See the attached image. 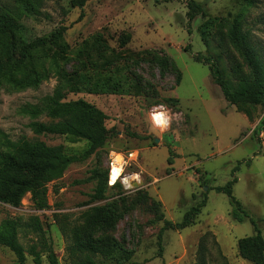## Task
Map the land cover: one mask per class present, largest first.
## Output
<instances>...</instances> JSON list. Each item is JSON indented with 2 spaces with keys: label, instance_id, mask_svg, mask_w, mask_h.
I'll return each instance as SVG.
<instances>
[{
  "label": "rangeland",
  "instance_id": "1",
  "mask_svg": "<svg viewBox=\"0 0 264 264\" xmlns=\"http://www.w3.org/2000/svg\"><path fill=\"white\" fill-rule=\"evenodd\" d=\"M19 1L0 0V13L16 12ZM37 1L39 13L18 20L23 38L43 37L66 25L61 46L56 48L61 70L92 78L120 75L125 87L122 94L65 90L64 100L83 99L107 115L109 138L85 160L71 163L61 177L46 182L40 195L26 193L18 207L0 202V223L6 218L17 222L24 263L33 264V248L42 264H49L52 248L57 264H71L67 246L74 234L83 231L82 213L116 200L125 211L123 217L111 228L90 231L95 239L113 236L132 250L131 258L122 264H195L205 232L204 264H252L238 255L236 243L255 234V228L264 234V108L228 103L208 66L194 55L215 62L224 77L235 83L233 65L240 63L249 71L229 37L233 23L239 21L247 35L246 47L264 69V0H195L205 15L191 21L186 17V0H88L82 8L72 7L70 0ZM208 18L212 25L203 37L199 27ZM119 36L128 38L124 46ZM54 50L51 46L46 51L47 58ZM166 57L181 72L178 84L177 74L160 62ZM56 84L50 74L37 87L8 90L0 86V131L14 141L41 140L62 145L68 154H80L88 146L86 140L35 135L28 126L30 117L21 112L23 105L39 102ZM155 107L165 111L167 122L158 113V124L164 125L152 122L150 112ZM37 120L49 121L44 114ZM154 138L159 141L155 143ZM131 151L138 158L124 169L138 177L128 186L117 181L121 186L107 188L102 198L94 199L98 180L94 171H108L110 154L120 164V156ZM235 166L232 194L248 214L241 222L231 217L228 196L215 190L232 178ZM203 192L207 202L194 224L165 230L160 246L157 235L162 220H157L150 202L134 203L145 195L161 203L165 219L179 222ZM95 259L100 264H117L101 255ZM0 264H18L3 245Z\"/></svg>",
  "mask_w": 264,
  "mask_h": 264
},
{
  "label": "trees",
  "instance_id": "2",
  "mask_svg": "<svg viewBox=\"0 0 264 264\" xmlns=\"http://www.w3.org/2000/svg\"><path fill=\"white\" fill-rule=\"evenodd\" d=\"M88 0H70L72 7L82 8ZM169 2L176 0H153ZM178 1V0H177ZM16 12L6 11L0 13V86L8 90H17L26 87H37L50 74L56 77L57 84L50 94L44 95L39 102L25 104L21 112L30 117L29 127L35 135L49 134L68 136L72 141L86 140L88 146L80 154H68L62 145H48L41 140H29L21 137L11 140L0 131V202L12 207H18L26 193L40 195L44 184L62 176L66 168L74 162L85 160L98 148H101L109 138V131L105 126L107 115L95 105L83 100H64V91H84L90 94H122L125 83L121 76L108 75L92 78L75 72H64L58 62L56 48L61 46V40L68 26L60 25L48 35L26 40L22 37L23 25L19 19L39 13L37 0H20ZM186 17L188 21L195 19L199 14L204 16L203 7L195 0H186ZM212 19L208 18L199 31L204 37ZM222 40V33L220 32ZM231 41L237 45L247 62L249 71L246 72L240 63L231 67L232 83L224 77L219 66L214 62L201 59L199 54L194 55L198 62L206 64L209 68L213 82L218 85L223 98L230 104L250 105L264 108V69L257 55L245 45L246 33H242L241 24L235 21L229 32ZM119 44L124 46L127 37L119 36ZM54 46L55 50L49 58L46 51ZM96 50L98 48L96 45ZM47 61L49 63L47 64ZM160 62L166 65L167 70L175 72L177 84L181 80V72L172 59L166 57ZM45 115L49 121H40L37 118ZM169 149V154L170 153ZM171 164V158L168 157ZM238 169L232 170V178L223 186L215 187L217 192L228 196L231 207L230 215L238 222L248 217L241 203L233 196L232 187L237 181L233 175ZM101 170V169H100ZM95 170L93 177L97 178L94 190V199H100L108 188L121 186L118 182L109 187L107 185L108 171ZM101 177V178H99ZM207 182L203 181V185ZM207 193L203 192L201 199L192 205L182 216L179 222H172L164 218L161 203L144 195L138 197L134 203L150 202L155 210L157 220H162L157 238L160 246L161 237L165 230H182L194 224L201 209L206 205ZM124 210L116 200L103 205L93 206L82 213L83 231L73 235L71 243L67 246V253L71 264H100L95 255L111 259L117 264L127 262L132 256V250L123 246L113 236L95 239L91 229L94 227L111 228L123 217ZM253 222V220H251ZM254 223V222H253ZM17 222L6 218L0 223V245L9 248L15 255L18 264H25L24 252L17 238ZM208 232L203 233L199 239L197 256L198 262L204 264L203 254L206 250L205 239ZM238 255L252 264H264V234L255 228V234L244 236L236 243ZM33 264H42L41 258L34 249ZM49 264H57L52 248L48 253Z\"/></svg>",
  "mask_w": 264,
  "mask_h": 264
},
{
  "label": "bare ground",
  "instance_id": "3",
  "mask_svg": "<svg viewBox=\"0 0 264 264\" xmlns=\"http://www.w3.org/2000/svg\"><path fill=\"white\" fill-rule=\"evenodd\" d=\"M161 117L165 118L166 120V114L164 112H159ZM158 113H154L153 122L158 124L160 122V116ZM108 177H109V184H114L116 181H122L125 185H130V181L133 179V181L138 177L137 173H127L125 169L121 166L119 163H112L111 167L108 168Z\"/></svg>",
  "mask_w": 264,
  "mask_h": 264
},
{
  "label": "built area",
  "instance_id": "4",
  "mask_svg": "<svg viewBox=\"0 0 264 264\" xmlns=\"http://www.w3.org/2000/svg\"><path fill=\"white\" fill-rule=\"evenodd\" d=\"M164 112L165 111L163 109H158V107H155L151 110L150 112V116H151V120L153 122V118L152 116H154V113H159V112ZM166 114V113H165ZM167 122V117H166V120ZM154 123V122H153ZM156 124V123H155ZM157 125H164L163 123L161 124H157ZM116 156H112L111 154L109 155V159H110V163H109V167H111L112 163H114V160H115ZM138 158V153L137 152H134V151H131V152H127L126 154L124 155H121L120 156V161H121V166L124 168V166H128V165H131L132 163L136 162V159ZM119 181V180H118ZM133 181V179L130 181V183ZM117 182V181H116ZM115 182V183H116ZM122 182V181H121ZM114 183V184H115ZM107 184L108 186H113L114 184H109V177L107 178Z\"/></svg>",
  "mask_w": 264,
  "mask_h": 264
},
{
  "label": "water",
  "instance_id": "5",
  "mask_svg": "<svg viewBox=\"0 0 264 264\" xmlns=\"http://www.w3.org/2000/svg\"><path fill=\"white\" fill-rule=\"evenodd\" d=\"M159 141L158 138H154V142L157 143ZM135 185V184H134Z\"/></svg>",
  "mask_w": 264,
  "mask_h": 264
}]
</instances>
